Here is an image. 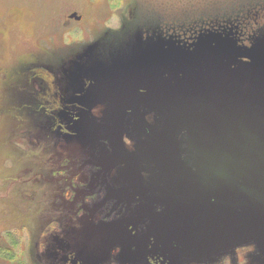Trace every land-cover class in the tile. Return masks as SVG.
<instances>
[{
	"label": "flooded vegetation",
	"instance_id": "flooded-vegetation-1",
	"mask_svg": "<svg viewBox=\"0 0 264 264\" xmlns=\"http://www.w3.org/2000/svg\"><path fill=\"white\" fill-rule=\"evenodd\" d=\"M12 3L17 7L18 0ZM179 3L181 21L185 24L192 19L197 21L199 38L227 28L234 30V35H209L213 46L224 37L235 38L244 46L242 51L227 49L223 54L212 46L218 71L213 73L207 89L201 88L206 94L203 100L233 99L264 111V0H235L233 6L225 0H179ZM72 13L67 21L82 19L72 18ZM13 23L12 36L4 35L0 25V126H9L5 145L3 137L0 138L5 149L0 181L8 183V189H19L22 203L37 199L41 205L44 196L56 201L54 207L44 209L50 213L47 216H55L52 223L59 225V229L56 227L49 233L52 242L43 248L45 255L53 257L55 264H81L70 240L83 230L77 223L84 219L95 221L99 229L101 224L113 225L123 236L109 247L107 255L90 258L88 264H184V260H190L180 259L166 248L165 235L160 238L158 234L161 222L166 221V180H157L153 165H131L124 161L121 150L114 145L112 131L100 128L118 125V142L123 151L124 148L128 152L142 151L145 137L135 127L134 114H130L138 107H125L118 99H112L108 101L111 111L102 118L101 104L107 99H98L99 90L93 91L90 85L84 100L74 98L73 69L66 63L73 53H54V58L62 61L59 64L45 61L37 49L42 38L33 37L40 28L27 31L25 21ZM183 37L189 39L188 35ZM57 41L55 37L45 39L43 47H52L46 49L48 53L58 47L69 48L66 42ZM220 55L225 57L221 59ZM96 104L100 106L94 108ZM143 109L147 111L148 107ZM148 114L156 119L159 115ZM76 136L83 141H76ZM42 182L56 185L55 191L42 193ZM28 183L32 185L28 187ZM73 207L77 211L75 216L71 215ZM92 225L85 226V231ZM54 245L56 248L49 247ZM250 246L264 263L257 246Z\"/></svg>",
	"mask_w": 264,
	"mask_h": 264
},
{
	"label": "rangeland",
	"instance_id": "rangeland-1",
	"mask_svg": "<svg viewBox=\"0 0 264 264\" xmlns=\"http://www.w3.org/2000/svg\"><path fill=\"white\" fill-rule=\"evenodd\" d=\"M225 1L233 6L235 0ZM1 3L0 25L4 35L12 36L15 20L25 21L27 31L31 29L34 32L36 27L40 28L38 35L33 37L42 38L37 49L45 61L59 64L62 61L60 58L57 61L54 53H73L66 63L73 69L74 98L84 100L90 85L93 91L99 90L98 99H107L99 107L102 118L111 111L108 101L110 103L112 99H118L123 106L132 109L142 107L143 103L178 102L187 106L210 103L204 102L206 94L201 91V88L207 89L213 73L218 71L213 61V38L209 35H234V30L225 28L220 32L202 34L208 36L199 38L201 34L197 21L192 19L186 24L181 21L179 0H18L17 7L12 0H2ZM74 11H78L82 19L67 21ZM183 35H188L189 39ZM52 37L57 38V42H66L69 48L58 47L48 53L46 49L52 47H43L47 40L43 42ZM230 38L224 37L213 48H218L221 54L227 49L242 51L244 46L237 39ZM223 57L220 55L221 59ZM61 71L68 72L65 68ZM75 105L74 112L77 110ZM97 105L94 108L100 106ZM147 116L149 121L157 123L153 114ZM0 127V138L3 137L4 143L9 126L1 124ZM79 139L83 141L76 136V141ZM4 154L0 141V175L3 173ZM7 184L0 181V264H55L52 262L54 258L46 256L43 248L52 242L48 238L50 231L53 232L56 227V230L59 229L58 224L52 223L55 216H47L49 212L44 210L54 207L56 201L53 197H49L53 200L44 199V196L41 205L37 199L22 203L19 189H8ZM31 185L28 183V187ZM55 187L42 182L41 190L42 193H50L55 191ZM26 196L29 198L31 193L28 191ZM76 213L73 207L71 215ZM66 214L67 211H64ZM58 218L62 216L58 214ZM82 220L77 224L83 226V230L74 236L73 241L70 240L81 264L107 255L109 247L123 239L121 231L113 225L101 224L99 229L95 221ZM89 223L93 225L85 231ZM105 226L113 228L102 229ZM49 247L56 248L55 245ZM184 262L264 264L250 245L209 261Z\"/></svg>",
	"mask_w": 264,
	"mask_h": 264
},
{
	"label": "water",
	"instance_id": "water-1",
	"mask_svg": "<svg viewBox=\"0 0 264 264\" xmlns=\"http://www.w3.org/2000/svg\"><path fill=\"white\" fill-rule=\"evenodd\" d=\"M150 112L159 113L157 123L148 121ZM130 114L145 137L140 152L123 151L118 125L100 128L112 131L124 161L153 165L157 180H166L158 232L166 248L205 261L255 244L264 258V111L229 99L145 103Z\"/></svg>",
	"mask_w": 264,
	"mask_h": 264
}]
</instances>
